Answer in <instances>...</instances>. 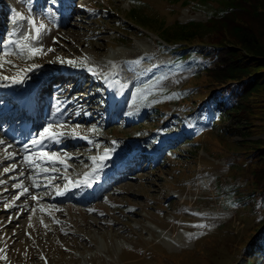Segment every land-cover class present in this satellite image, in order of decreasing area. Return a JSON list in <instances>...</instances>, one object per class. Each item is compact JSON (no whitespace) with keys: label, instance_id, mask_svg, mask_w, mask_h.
<instances>
[{"label":"rangeland","instance_id":"1","mask_svg":"<svg viewBox=\"0 0 264 264\" xmlns=\"http://www.w3.org/2000/svg\"><path fill=\"white\" fill-rule=\"evenodd\" d=\"M140 1L167 26L209 21L204 12L182 4ZM132 5L130 0H0V78L29 68L36 80L48 78L39 95L40 104L43 97L46 103L37 119H29L32 127L10 131L9 145L19 142L13 152H25L10 164L24 175L12 187L28 185L18 193L31 197L9 213L25 215L19 223L5 229L7 222L0 219V264H257L260 259L264 264L263 198L252 196L264 189L255 183L256 160L248 143L264 140V130L225 131L226 122L177 142L191 123L183 119L185 109L200 107L211 79L197 77L195 66H176L178 55L160 46L158 33L129 22ZM9 23L12 29L6 30ZM118 70L123 78L109 80L116 86L112 98L102 79ZM131 85L134 99L146 90H166L169 96L156 98L159 109L130 105ZM7 121L3 132L12 128ZM90 174L107 185L100 195L90 194L87 184L66 194ZM62 195L68 197L54 200ZM175 239L185 243L177 252L167 247Z\"/></svg>","mask_w":264,"mask_h":264},{"label":"trees","instance_id":"2","mask_svg":"<svg viewBox=\"0 0 264 264\" xmlns=\"http://www.w3.org/2000/svg\"><path fill=\"white\" fill-rule=\"evenodd\" d=\"M170 4H182L195 11L204 12L209 17L207 23L195 21L186 24L175 22L166 25L164 21L152 17L144 11L140 0H130L129 22L138 28L158 33L160 46L168 52H175L176 66L197 67V77L204 74L211 79L204 89L205 98L198 109L186 108L187 119L191 122L187 130L177 137V142L188 140L187 135H195L204 128H216L229 122L226 131H240L243 134L255 133L257 128L264 130V0H166ZM201 53L202 58H197ZM159 76L165 78L160 71ZM131 91L129 102L132 103ZM169 96L168 91L141 93L138 102L143 107L161 108L158 96ZM186 98V97H184ZM161 100V99H159ZM262 105L260 111L255 108ZM254 112L259 118H255ZM261 121L259 127L255 121ZM186 121V120H185ZM166 129V131H168ZM232 133V132H230ZM160 136L151 139L155 142ZM255 156V183L264 189V140H249ZM172 144V143H171ZM166 148L172 149L166 145ZM252 155V156H253ZM161 160V159H160ZM159 160V161H160ZM158 161V160H157ZM262 168V169H261ZM252 194L262 196L264 192ZM260 240L264 251V232ZM264 257V256H263ZM246 264H255L247 261ZM257 264H263L260 259Z\"/></svg>","mask_w":264,"mask_h":264},{"label":"bare ground","instance_id":"3","mask_svg":"<svg viewBox=\"0 0 264 264\" xmlns=\"http://www.w3.org/2000/svg\"><path fill=\"white\" fill-rule=\"evenodd\" d=\"M9 24L7 26H5L6 30H8V28L10 30L12 29V25L11 24L9 25ZM58 64H60L58 66L68 67L65 63H62V62H58ZM77 66H81V64L77 63ZM2 70L8 71L9 68H3ZM34 72H35V70L33 68H29L28 71H23L20 75L14 76L13 78H10V77L9 78H5V77L0 78V99L3 98V100H6L7 98H9V99L13 100L14 96L16 95V92H18V91L22 92V91L26 90V87H28L26 85H28L30 83L29 81L32 80L31 81V84H32V90L31 91L37 92L34 94L36 97V104L39 106L40 101H41V99H40L41 94L44 95L45 91L47 89L46 88V81L41 82L40 80H36L35 76L33 75ZM58 72H59V70H58ZM53 74H55V73H53ZM108 77L112 78V79H116L117 77L123 78V76H121V73L119 70H118V72L117 71L111 72ZM51 79H52V76L50 77V80ZM63 80L66 83L70 82L69 77L63 78ZM110 87L112 88V90H110V92H113L115 89L114 85H111ZM41 91H42V93H41ZM39 95H40V98H39ZM1 103H2V101L0 102V106L2 107ZM30 118H31V115L28 116L25 120H21V119L19 120L18 116H16L12 123H14L15 127L16 126L32 127L33 123H30V121H29ZM2 119H4V118H2ZM2 119L0 118V153L2 152L3 156H0V169H3V167H4V169L0 172V188H3V189L5 188V189L2 192H0V205H4L5 203L7 204V202H10V203L8 204L7 208L6 207L4 208V210L0 209V219H3L7 222L6 224H4L5 229H6V227L7 228L12 227L16 223H19L20 219L22 217H25V215H20L19 217H17V216L14 217V216H10L9 213L14 214L17 211H19V208H21L23 205H26L27 202L29 203L30 201H28V199L31 197V195H30L31 193H26V192L18 193L22 188H26L28 185H23L20 183V184H18V186L15 185L12 187V185L15 183V181L18 180V178L24 177V175L19 174L22 170V168L20 166L17 168L15 167V165L10 167V164L17 162L20 158H22L24 156L25 152H24V149H20L17 154H16V152H13L17 149L19 143L14 142L15 144L9 145L11 143V141H13V138H12L10 132L1 131L2 126H3V122H4V120H2ZM21 121H24V122H21ZM41 125H43V123L37 124L36 126L38 128H40V127H42ZM26 169H27V175H28L31 170L29 167H27ZM16 174H18V175H16ZM86 184L88 185L90 194L98 193L105 186L103 179L98 178V176H96V175L90 174V175H87L85 177H81V178L77 179L76 182L74 184H72V186L69 188V190L67 191L66 194L69 195V194L74 193V192L76 194V192L81 191L82 188ZM99 184H101V185H99ZM9 187H11V188H9ZM33 190H36L35 186H32V191ZM67 197L68 196L62 195V196H58L54 200H56L58 202H62V200H64ZM35 199H38V200H44L45 199L46 200L47 198L42 197L41 195H37L35 197ZM33 200H34V198H33ZM4 212L6 214H8V216L3 215L4 216L3 217L2 214ZM185 233L187 235H192L187 230H185ZM170 244H172V245H167V247L169 250L174 251V252L179 251L180 247L185 246L184 242H182L180 240L178 241L176 239L171 240Z\"/></svg>","mask_w":264,"mask_h":264}]
</instances>
